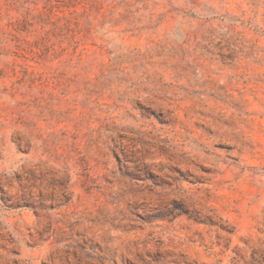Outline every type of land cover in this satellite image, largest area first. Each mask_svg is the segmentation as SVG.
Segmentation results:
<instances>
[{
  "label": "rangeland",
  "instance_id": "1",
  "mask_svg": "<svg viewBox=\"0 0 264 264\" xmlns=\"http://www.w3.org/2000/svg\"><path fill=\"white\" fill-rule=\"evenodd\" d=\"M0 264H264V0H0Z\"/></svg>",
  "mask_w": 264,
  "mask_h": 264
}]
</instances>
